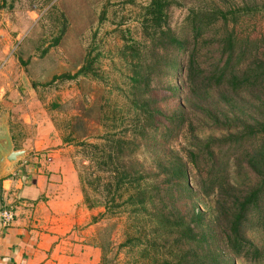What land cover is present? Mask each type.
Returning <instances> with one entry per match:
<instances>
[{
    "label": "trees",
    "instance_id": "trees-1",
    "mask_svg": "<svg viewBox=\"0 0 264 264\" xmlns=\"http://www.w3.org/2000/svg\"><path fill=\"white\" fill-rule=\"evenodd\" d=\"M192 1L180 27L171 16L181 7L178 0H149L142 8L140 41L124 46L137 60L125 97L127 119L108 98L98 110L87 105L84 117L104 128V135L97 143L75 141L94 177L84 181L79 175L94 196L84 186V201L89 210L103 209L102 216L137 207L133 212L149 229L141 237L151 239L144 248L156 252L151 264H264V243L248 234L264 235V39L241 28L264 13V0H211L206 7L207 0ZM65 35L66 29L55 46ZM23 54L18 59L26 67L32 56L24 61ZM177 57L186 61L174 71ZM95 62L88 49L74 75L55 80L98 79ZM171 103L168 115L163 105ZM178 131L186 137L183 156L176 150L157 155V174L139 166L135 157L142 145L153 147L155 136L169 139ZM64 143L73 144L72 136ZM204 167L205 176L192 189L190 169L201 175ZM198 196L214 200V223L199 211ZM127 239L126 246L133 239L129 233Z\"/></svg>",
    "mask_w": 264,
    "mask_h": 264
},
{
    "label": "rangeland",
    "instance_id": "rangeland-1",
    "mask_svg": "<svg viewBox=\"0 0 264 264\" xmlns=\"http://www.w3.org/2000/svg\"><path fill=\"white\" fill-rule=\"evenodd\" d=\"M148 1L0 0V107H3V114H6L8 125L13 129L10 135L14 140V150H26L33 159H38L40 154L36 152V143L46 140L64 142L65 138L72 136L74 143L66 144V148L67 155L73 159L78 178L80 175L84 181L94 179L90 176V163L75 141L97 143V139L104 135V128L84 117L87 105L95 104L98 110L99 102L105 97L118 111L123 110L125 119L131 112L125 97L137 60L132 51H125L124 46H132L135 41H140L142 8ZM178 1L181 7L171 11L174 27L182 25L194 6L192 0ZM208 5H211V0H207L204 7ZM241 28L245 33L264 39V13L246 20ZM65 29L64 39L59 46H55L56 38ZM37 46L40 49L33 51ZM88 49L96 60L94 65L98 79L55 80L68 73L74 75V66L83 59ZM20 51L24 52V61L32 56L26 67L18 59ZM185 61L186 58L179 60L177 57L173 62L176 69L173 70L177 71ZM174 78L176 83H180V75L174 73ZM32 83H38V88L33 89ZM155 96L158 97V94ZM2 100L6 102L1 106ZM54 104H61L62 108H51ZM163 106L164 111L171 114L175 103ZM96 112L91 116L96 117ZM48 126L54 128V133L47 132ZM175 133L169 139L155 136L153 147L142 145L135 157L139 166L157 174V155L176 150L183 156V148L187 146L186 137L182 131ZM158 143L161 145L158 146ZM28 157L22 161L28 162ZM205 169L201 175L190 169L188 180L192 189L197 190L200 177L205 176ZM84 186L93 199L92 188L83 181L80 182L82 196ZM196 203L199 211L214 223V200L198 196ZM84 205L88 208L85 201ZM135 209L137 207L129 208L127 214L117 216H102L104 210L101 208L88 209L93 213L91 239H95L100 249L101 264L152 263L156 252L151 246L144 248L151 239H144L140 234V231L146 229L148 232L149 229L141 217H136ZM128 233L133 239L126 246ZM248 234L257 244L264 243V235H258L257 231L251 230ZM159 253L167 254V250L161 248ZM227 257L233 260L231 256ZM237 264L246 263L240 261Z\"/></svg>",
    "mask_w": 264,
    "mask_h": 264
},
{
    "label": "crops",
    "instance_id": "crops-1",
    "mask_svg": "<svg viewBox=\"0 0 264 264\" xmlns=\"http://www.w3.org/2000/svg\"><path fill=\"white\" fill-rule=\"evenodd\" d=\"M3 111L0 107V140L9 138L14 147ZM52 128L47 132L54 133ZM66 147L60 140L36 143L40 158L29 154L28 162H19L0 179V213L7 205L15 214L8 229L0 218V264H101L102 254L91 239L93 213L84 205Z\"/></svg>",
    "mask_w": 264,
    "mask_h": 264
},
{
    "label": "water",
    "instance_id": "water-1",
    "mask_svg": "<svg viewBox=\"0 0 264 264\" xmlns=\"http://www.w3.org/2000/svg\"><path fill=\"white\" fill-rule=\"evenodd\" d=\"M26 150H14L12 142L8 139L0 140V179L8 176L17 164L28 157Z\"/></svg>",
    "mask_w": 264,
    "mask_h": 264
},
{
    "label": "built area",
    "instance_id": "built-area-1",
    "mask_svg": "<svg viewBox=\"0 0 264 264\" xmlns=\"http://www.w3.org/2000/svg\"><path fill=\"white\" fill-rule=\"evenodd\" d=\"M0 218L2 227L8 229L14 222V210L10 206L5 205L1 210Z\"/></svg>",
    "mask_w": 264,
    "mask_h": 264
}]
</instances>
